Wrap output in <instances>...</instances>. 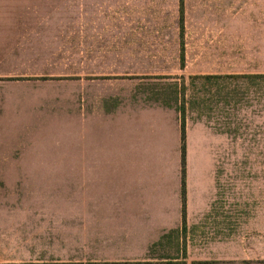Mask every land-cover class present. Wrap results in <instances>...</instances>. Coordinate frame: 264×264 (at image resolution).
I'll list each match as a JSON object with an SVG mask.
<instances>
[{
  "label": "rangeland",
  "instance_id": "1",
  "mask_svg": "<svg viewBox=\"0 0 264 264\" xmlns=\"http://www.w3.org/2000/svg\"><path fill=\"white\" fill-rule=\"evenodd\" d=\"M66 6L55 17L60 43L46 60L55 75L0 82V264H94L93 248L70 249L72 168L84 166L81 184L93 163L74 147L81 154L88 126L93 134L105 123L113 155L104 162L117 167L120 111L147 108L223 136L212 217L191 230V248L170 234L148 258L264 264V0ZM75 235L85 236L81 225Z\"/></svg>",
  "mask_w": 264,
  "mask_h": 264
},
{
  "label": "crops",
  "instance_id": "2",
  "mask_svg": "<svg viewBox=\"0 0 264 264\" xmlns=\"http://www.w3.org/2000/svg\"><path fill=\"white\" fill-rule=\"evenodd\" d=\"M64 4L68 8V0H0V82L55 75L47 72L46 60L61 40L63 24L55 17ZM106 125L93 134L88 126L81 154L74 147V156L92 157L93 163L85 166L81 184L84 166L72 168L70 249L93 248L94 264H167L149 259L150 248L175 233L191 248V230L210 220L217 206L216 155L217 149L222 155L223 136L185 125L183 165L178 114L162 108L120 111L116 167L104 162L113 155ZM80 225L82 240L75 235Z\"/></svg>",
  "mask_w": 264,
  "mask_h": 264
},
{
  "label": "trees",
  "instance_id": "3",
  "mask_svg": "<svg viewBox=\"0 0 264 264\" xmlns=\"http://www.w3.org/2000/svg\"><path fill=\"white\" fill-rule=\"evenodd\" d=\"M159 79H164V78H159ZM170 86V85H169ZM171 86H177V84H174V85H171ZM160 94L162 92H159ZM160 94H157L158 96H160ZM174 95V100L175 102H179V97H180V92L177 91V89L175 91H173L170 95ZM164 96H167L169 97V94H162ZM158 100L157 101H160L161 99L160 98H157ZM165 102H162L164 103L162 106L163 107H166V108H170L171 106L168 105V103L172 102V100H164ZM182 143H183V165H185V123L182 122ZM184 231H185V224H184Z\"/></svg>",
  "mask_w": 264,
  "mask_h": 264
}]
</instances>
